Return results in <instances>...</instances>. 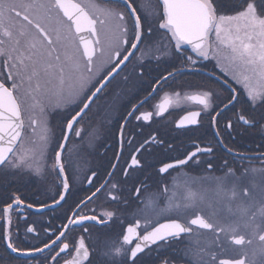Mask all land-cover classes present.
Masks as SVG:
<instances>
[{
	"label": "snow or ice",
	"instance_id": "snow-or-ice-1",
	"mask_svg": "<svg viewBox=\"0 0 264 264\" xmlns=\"http://www.w3.org/2000/svg\"><path fill=\"white\" fill-rule=\"evenodd\" d=\"M110 4L0 0V177L50 172L57 189L52 204L57 207L68 203L82 175L95 188L69 206L65 222L52 232L55 239L48 236L42 246L21 248L16 243L19 224L12 215L24 200L10 182L0 183V241L7 253L0 254V261L14 264L15 253L39 254L37 264H264V0ZM185 74L204 77L196 93L164 92L153 105L156 116L181 102L199 105L200 110L179 120L180 128L202 127L201 115L210 117L213 132L205 146L192 142L194 150L186 148L159 161L157 175L180 169L183 180L174 177L170 187L160 181L159 191L149 193L148 177L132 175L143 167L141 160L130 155V171L122 175L133 182L131 187L111 182L117 164L110 165L109 179L96 186L98 174L90 168L85 172L82 153L91 150L100 127L89 123L85 130L81 122L91 121L89 113L101 110L105 125L119 121L117 161L125 143L135 153L146 151L149 143L165 148L155 136L134 148L141 133L132 121H150L153 112L140 111L144 103L162 83ZM144 92L148 95L140 98ZM58 112L63 113L59 135L50 123ZM220 119L225 121L224 135ZM26 127L34 138L25 144ZM234 131L250 135L252 146L241 144L244 151L229 147L225 141L235 140ZM82 132L89 138L86 142ZM73 136L81 143H72ZM166 151L177 148L168 144ZM221 152L231 161L219 156ZM201 166L199 176L182 171ZM101 195L119 207L85 214L84 208ZM117 223L121 232L113 240L110 233ZM86 224L101 231L93 238ZM75 228L90 236L91 247L84 236L67 242ZM35 232L34 227L25 228L26 235Z\"/></svg>",
	"mask_w": 264,
	"mask_h": 264
},
{
	"label": "flooded vegetation",
	"instance_id": "flooded-vegetation-1",
	"mask_svg": "<svg viewBox=\"0 0 264 264\" xmlns=\"http://www.w3.org/2000/svg\"><path fill=\"white\" fill-rule=\"evenodd\" d=\"M80 3L94 2L100 6H111L110 0H77ZM86 38L91 39L87 33H83ZM191 54V53H189ZM149 67H154V65H149ZM211 68V65H209ZM171 70V69H169ZM219 74V73H218ZM227 78V77H225ZM204 77L185 74L183 76H178L175 80H170L168 83H162L159 86L158 93L150 98L140 111H150L153 112V117L150 121H132V126L135 128V131L141 133V135L136 137V141L133 143V147H138L139 143H142L145 140H150L151 137L155 136L158 140H163L165 142V148L158 147L149 143L146 145L147 150H142L140 153L133 152L132 148H129L128 144H124L123 155L120 157L119 161L115 159L117 153L119 152V145L117 142V129L119 121L113 120L105 125L104 121L107 119V116L103 110L99 113H89L91 121L87 118L81 122L84 129L87 130L89 123L93 127H100V135L98 138L92 141L91 150L85 148L82 153V162L84 164L85 172L87 169H93L97 172L99 179H94V184L99 186L105 180H108L109 177L107 173L111 171L110 165L117 164L115 174L111 178V182L118 183L126 187L132 186L131 180H125V177L122 175L124 170H129L128 166L131 164L130 155H136V158L141 160V167L136 172H133V177H139L143 180L145 177H148L147 183L150 187L147 189L149 193L159 191L161 184L160 181H163L164 185L169 187L173 183V178L177 177L178 180L182 181L183 177L178 176V173L181 172L180 169L176 171L170 170V175H157V170L160 167L159 161L164 159L165 156H178L186 148L188 150H194L190 148L192 142L199 143L201 146H205L207 141L211 139L213 129L210 126V117L202 114L200 117L201 126H192L190 129L178 127L179 120L187 114L189 111H198L200 110L199 105L188 101L181 102L180 104L170 107L163 116H156L155 109L153 105L160 101V98L163 96L164 92L171 94L174 90L181 91L182 95L184 94H194L199 88L198 86L203 83ZM215 84V82L213 81ZM238 91L240 90L237 86ZM148 95L144 92L140 94V98ZM136 101H134L135 103ZM240 109V105H237L236 111ZM123 112V109H120ZM62 114L57 113L50 117V123L55 127L57 135L60 133V125L63 123ZM139 115V113H137ZM232 116V113L228 114ZM225 121L223 119L219 120V126L221 128V135H224L223 124ZM235 123V121H234ZM239 129V125H237ZM233 135L236 137L235 140L229 142V147L237 148V150L244 151V148H241V144H247L252 146L251 136H244L237 134L236 131L233 132ZM25 144L32 137V131L30 128H25L23 133ZM82 136L85 137V142L89 139L87 135L82 132ZM256 142L259 143V136L255 137ZM72 143H81L76 137H71ZM18 144H21L19 141ZM168 144L173 145L177 148V151L167 152L166 146ZM23 146V145H22ZM219 156H225L224 153H219ZM225 158L231 161V157L225 156ZM205 159V157H201ZM147 162V163H146ZM221 161L217 160L216 163L219 164ZM49 165L51 160L48 161ZM254 164L259 167L260 162H254ZM237 167L236 165H233ZM247 166V165H245ZM190 175L199 176L203 174V166L200 169H194L191 167L184 168L182 170ZM91 175V173H87ZM219 175V173H216ZM55 177L50 172H45L43 176H38L36 174H23L16 173L15 175L9 174L7 176L0 177V183L10 182L11 190L15 191L22 200H24V205H34L32 208L25 207L22 205L19 209H16L15 213L12 215V220L14 223L19 224V235L16 239V243L21 248H27L31 245L42 246L40 242L43 240L47 242L48 236H52V239H55V236L52 235V232L55 231L57 226L63 224L65 221L63 216L68 212L69 206L81 198H86L91 195L95 188H89L88 184L84 181L83 175L81 176V182L78 183L73 190V195L69 197L68 203L63 207H57L52 204V197L56 194V186L54 183ZM10 202V201H9ZM40 203H45L52 205L48 208H40ZM163 204V201H161ZM4 202L0 201V207H3ZM137 205H133L135 207ZM119 207L110 200H106L103 195L98 198H94L92 203H89L86 208H84L85 214L88 215H97L105 210H113ZM92 211H89V210ZM32 221H35L33 224ZM130 221H125V224ZM86 227H89L92 237H95L96 232L101 231L100 229H95L94 225L86 224ZM26 227H34L36 229L35 233L25 234ZM112 228L114 231L110 233L111 239L118 240L119 233L121 232V226L119 223L113 224ZM47 230V231H46ZM107 231V230H104ZM80 236H84L85 243L91 247L90 236L85 234L83 229L75 228L73 229L68 236L69 244L71 245L74 242V239H78ZM0 254L7 255L3 250V243L0 241ZM48 253L45 252V255ZM12 257L15 258L14 264H37V261L40 259L39 254H35V257L29 256H17V254L12 253ZM67 258V257H65ZM0 264H6L5 261H0ZM47 264V262H45ZM62 264V261H61ZM186 264V262H185Z\"/></svg>",
	"mask_w": 264,
	"mask_h": 264
},
{
	"label": "water",
	"instance_id": "water-1",
	"mask_svg": "<svg viewBox=\"0 0 264 264\" xmlns=\"http://www.w3.org/2000/svg\"><path fill=\"white\" fill-rule=\"evenodd\" d=\"M19 143V141H17V144ZM4 146H7V143H6V141H5V143H4Z\"/></svg>",
	"mask_w": 264,
	"mask_h": 264
}]
</instances>
